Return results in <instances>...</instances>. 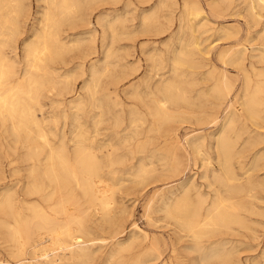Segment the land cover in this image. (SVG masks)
Instances as JSON below:
<instances>
[{
    "label": "rangeland",
    "instance_id": "rangeland-1",
    "mask_svg": "<svg viewBox=\"0 0 264 264\" xmlns=\"http://www.w3.org/2000/svg\"><path fill=\"white\" fill-rule=\"evenodd\" d=\"M90 1L92 0H81V17L74 25L70 26L71 28L63 26V37H67L65 41L75 40L76 37L82 40L83 44L81 43L78 48H72L73 50L70 47L68 49L70 52L67 51L65 55L63 54L61 59L56 58L49 63L50 67L56 70L54 80L58 86L55 91L42 94V111L37 110L36 116L41 121L42 128L54 147H59L64 143L69 154H72L73 143L76 141L74 137L82 134L86 139L85 143L96 148L98 153L95 152V154L101 166L100 173L112 186L111 217L108 220H105L106 217H101V214L89 205L87 199L83 198L74 184H70V190L65 191L73 192L78 203L75 206L77 209L75 213L84 217L86 235L82 237V245L86 256H83V259H78L79 262L78 260L70 261L65 257L60 261H52L51 258L50 263H45L40 253H33L31 248L25 249L21 257L14 253L15 244L8 240L2 226L3 223L9 221V218L6 212L0 208V264H127L128 262V264H181V262L182 264H201L202 253L194 248L185 231L182 232L181 228L177 225L174 226L175 221L165 214V206L180 197L186 190L194 201H196L197 195H201L205 199L206 205L214 201L216 197H227L224 195L223 188L214 181V176L224 175L215 143L224 120L233 113L238 116V121L230 129L231 131L225 129L224 132L235 145L233 146V160L230 164L236 178L235 183L242 188V193L238 194L239 197L238 195L231 197L238 203L240 202L239 204L243 207L242 211L237 212L242 223L229 224L225 228L223 227L224 229L221 227L201 241L207 250L215 248V252L221 256L209 259L206 264H264V216H262L264 215V189H262L264 188V115L259 120L257 118L252 122V118L247 113L245 114L240 106L245 87L243 78H248L250 91H253L260 83H264V75L261 73L264 72V62H262L264 59L261 57L264 56L262 55L264 54V36L262 35L264 34L258 35L264 33L262 32L264 31V8H262L264 4L261 1L256 2V0H114L115 2L93 0V4ZM259 5L261 9H257ZM45 6L43 0L24 1V15L20 18V33L10 43V47L5 48V52L12 59L17 57V61H20L21 64L23 62V46L32 39L37 31ZM193 6L200 9L198 15H192L191 8ZM163 16L164 18H162ZM144 17L148 18L146 24L141 23ZM157 19L158 21H156ZM97 22H100L101 26L96 25ZM110 25L113 26L110 28ZM111 29L113 33L109 31ZM189 30L191 31L189 32ZM84 34L87 36L86 38L83 36ZM228 36L230 37L228 38ZM90 43L95 45L92 46ZM178 45L181 50L183 48L187 52L189 51L187 61L190 67L182 65L177 71H174L173 60L179 51L181 52ZM196 45L204 51L202 52ZM227 50H238L242 53L241 70L243 72H240V68L236 65L232 67L233 64L231 66L227 60L221 62L218 57L219 53ZM148 57L150 58L148 59ZM225 64L226 66H224ZM228 65L229 67H227ZM90 66L96 67L97 75L100 76L97 88H93L95 83H93L89 71ZM151 66L152 69H150ZM103 70H108L109 73L107 71L103 74ZM223 75L234 87L228 95L221 98L218 97L215 90L211 91V88H215L221 83ZM185 77L188 79L186 80ZM215 79L219 81L217 82ZM170 80L182 83L189 91L191 102L194 101V104L192 106H186L183 103L177 106L168 105L172 111L173 119L166 124L163 123L160 128L155 125L153 118L148 115V111L153 106L152 93L155 92L156 84L161 87L162 84ZM88 87L93 88L95 92L93 98H91ZM212 92L214 94H211ZM78 102H81V107L74 108ZM99 107L101 111L98 110ZM131 107H134L133 110ZM136 118L139 121L132 123V120ZM92 123H94V129ZM0 125V128L2 127L0 129V201L9 193L12 194L15 208L22 219L30 217L29 208L38 204L51 218L57 222H64L66 216L57 215L52 209L60 199L59 196L54 197L51 201H45L46 196L52 191L48 181L41 180L45 187L42 198L27 193L26 188L31 182L29 170L32 163L26 159L27 142H25V137L28 132L33 137L36 133L35 129L23 131L16 137L10 131L9 123ZM24 132L26 133L24 134ZM161 138L163 139L161 140ZM37 140V138L33 139L35 145L43 147V143ZM191 142L193 144L200 142L198 144L199 148L201 147L199 155L191 147ZM45 153L48 154L46 148L39 156L42 164L41 169L44 168L43 160L47 157ZM176 159L179 161L176 162ZM256 163L257 165H255ZM177 165H181V167ZM200 166L202 167L200 168ZM152 170L155 173H152ZM142 173L144 175L141 176ZM171 174L173 175L171 176ZM192 176L193 178L190 179ZM68 209L74 211L73 207ZM153 246L157 249L154 250Z\"/></svg>",
    "mask_w": 264,
    "mask_h": 264
},
{
    "label": "bare ground",
    "instance_id": "bare-ground-1",
    "mask_svg": "<svg viewBox=\"0 0 264 264\" xmlns=\"http://www.w3.org/2000/svg\"><path fill=\"white\" fill-rule=\"evenodd\" d=\"M24 1L25 0H0V124L3 125L5 123H9L10 124V131H12L13 135H15L16 137H18L21 132L23 133V131H28L31 128L35 129L36 133H35V135L33 137H31V133L30 132H28L26 134V137H25V140H26L25 142H27V147H26V149H27V158L26 159H27L28 162L32 163L31 166H30V170H29V176L31 178V182L28 184V187L26 188L27 191H28L27 193H28V195H35V196L38 195L40 198H42V194L45 191V187H44V185H43L41 180L48 181V184L51 186L52 191H51V193L48 196H46L45 201H51L54 197L59 196L60 199L57 201L56 204H54L52 209L57 215L66 216V220L64 222H62V223L61 222H57L55 219L51 218L50 215L47 212H45L38 204L32 205L31 207L29 206L30 207L29 209H30V212H31V216L28 217V218L22 219L20 214L17 212V210L15 208V201L13 199L12 194L8 193L0 201V208H2L6 212L8 218H9V221L3 223L2 226H3V228H4L5 232H6V236H7L8 240L10 242H12L13 244H15L14 253L17 256L21 257V255L24 254V250L25 249L31 248L33 253H35V252H39L40 253V256L42 257V259H44L45 263H50L51 262L50 261L51 258L53 259L52 261H60L61 258H65V257L70 259V261L71 260H78V259H81L83 256H86V251H85V249L83 248V245H82L83 244L82 237L86 235V232H85V229H84V217H83V215L75 213L77 211L75 206L78 203H77V201L75 199V196H74L73 192L69 191L70 190L69 186H70V184L73 183L74 186L76 187V189H78L81 192L83 198L87 199L89 205L97 213H100L101 217H106L107 218V219L105 218V220H108L111 217V210H112V205H113V198H112V195H111L112 194V186L107 183L105 177L102 175V173H100L101 166H100V163H99V161L97 159L98 157L95 154L96 148H94L92 145H87L85 143L86 139L84 138V135L79 134L76 137H74L76 139V141H74V143H73L74 144V148H73L72 154H69V152L67 151L66 145L64 143H62L59 147H54L51 144V142L49 141L47 133L43 130L42 125H41V121L36 116V111L37 110L42 111V105H41L42 94L44 92L50 93L52 91H55L57 89V86H58V84L54 80V74H55L56 70L51 68L49 63L53 62L56 58H60L61 59L63 57V54L65 55V53H67V51H68V49L70 47H71L70 49L73 50L72 48H74V49L78 48V47H80V45L82 43V40L77 39L76 37H75V40H73V39L69 40L68 39V41H65V39H67V37L66 38H65V36L63 37V34H64L63 26H69L68 28H71L70 26L74 25L75 22L80 19V17H81L80 14H81V10H82V8H81L82 7V2H81V0H43L44 3L46 4V6L44 8V12L41 15V21H40V23L38 25V29L35 32V34L33 35L32 39L27 41L24 44V46H23V62L21 64L20 61H17V59H16L17 57L12 59L5 52V48L10 47V43L20 33V25H21L20 24V18L24 15ZM92 1H90V2H92ZM112 1H114V0H112ZM260 1L262 2V4H264V0H258V1L256 0V2H260ZM92 4H93V2H92ZM255 4L257 5V3H255ZM258 4H260V3H258ZM260 5H259V8H257V9H261L262 5H261V7H260ZM174 6H176V5H174ZM196 6H197V4H196ZM161 7H162V5L160 6V8ZM257 7H258V5H257ZM262 8H264V7H262ZM184 9H186V8L184 7ZM191 9L193 10L192 11L193 12L192 15H198L199 12H200V9L194 8V6ZM164 10H165V8H164ZM157 12H158V9H157ZM83 13H84V11H83ZM143 14H145V12H143ZM125 16H126V14H125ZM254 16H255V14H254ZM118 17H120V16H118ZM155 17H156V15H155ZM162 18H164V16ZM105 19H106V17H105ZM116 20H117V18H116ZM147 20H148V18L144 17L143 20H141L142 22L141 21L140 22L143 23V24H146ZM156 21H158V19ZM97 23H96V25L101 26L99 24L100 22L98 24ZM256 24H257V22H256ZM106 25H108V24H106ZM202 25H203V20H202ZM111 26H113V25H110V28H111ZM198 26L200 27V25H198ZM205 30H208V29H205ZM109 31H111V33H113L112 29L109 30ZM190 31L191 30H189V32ZM162 32L164 33L163 30H162ZM262 32H264V31H262ZM88 34H91V33L89 32ZM132 34H133V32H132ZM193 34H194V36L196 38L195 33H193ZM260 34H264V33H259L258 35H260ZM111 35H113V34H111ZM83 36H85V34ZM225 36L227 37V34ZM230 36H232V35L230 34ZM230 36H228V38ZM234 36H233V38H234ZM262 36H264V35H262ZM86 37L87 36H85V38ZM88 37L90 38V36H88ZM175 38H177V37H175ZM112 39H113V37H112ZM254 41H256V40H254ZM109 44H111V43H109ZM91 45L94 46L95 44L94 45L91 44ZM180 45H181V43H180ZM185 46H186V44H185ZM191 46L193 47V45H191ZM196 46L199 48L198 45H196ZM178 47L181 50V47L179 45H178ZM188 47H189V45H188ZM199 49H201V48H199ZM124 51H126V50L124 49ZM203 51L204 50H202V52ZM210 51H211V49H210ZM68 52H70V51H68ZM188 52L185 49L182 48L181 52L179 51V54L177 56H175V58L173 60L174 71H177V69L179 67H181L182 65H184V66L185 65H189V62L187 61V58L189 57ZM205 52H207V51H205ZM257 53H259V52H257ZM203 54H205V53H203ZM175 55H176V50H175ZM262 55H264V54H262ZM154 57H155V55H154ZM218 57L221 60V62H226V60H227V62L230 63L231 66L233 64L232 67H234L236 65L237 67L240 68V72H243V70H241V67H242V53L240 51H238V50L222 51L221 53H219ZM261 57H262V59H264V56H261ZM125 58H127V57H125ZM149 58L150 57H148V59ZM157 59H158V57H157ZM150 62H151V60H150ZM159 62L161 63V61H159ZM262 62H264V60H262ZM157 63H158V61H157ZM75 64H78V63H75ZM127 65H128V63H127ZM156 65H158V64H156ZM191 65H192V63H191ZM198 66L204 69V67H202L201 65H198ZM224 66H226V64ZM187 67L189 68L190 65L187 66ZM195 67H197V66H195ZM195 67H193V68L195 69ZM227 67H229V65ZM237 67H236V69H237ZM95 68L96 67L92 66L91 69L89 70L90 74L92 76V81H93V83H95V85H94L95 87L93 86V88H97L96 86L98 84V78H100V76L98 77L97 71H96ZM152 68L153 67L151 66L150 69H152ZM205 68H207V67H205ZM212 68H214V67H212ZM212 70H214V69H212ZM107 71L108 70H103L102 73L105 74ZM217 72H218V70H217ZM108 73H109V71H108ZM261 73H262V75H264V72H261ZM241 74H243V73H241ZM100 75H101V73H100ZM262 75H261V78H262ZM107 76H108V74H107ZM189 77H191V76L189 75ZM108 78H110V77H108ZM202 78H204V77H202ZM205 78H206V76H205ZM215 78H217V77H215ZM187 79L188 78H186V80ZM243 79H245V81H244L245 82L244 83L245 87H244L243 99H242V102H241L240 106H241L242 110L245 112V114L247 113V115L250 118H252V122H253L257 118L259 120V118H261L262 115H264V83L261 84L259 82L260 85L256 86L253 89V91H250V83H249L248 78L245 77ZM167 80H169V79H167ZM216 81L218 82L219 80L217 79ZM220 82L221 83L218 86H215V88L212 87L211 91L215 90L216 93L219 95L218 97L222 98L223 96L228 95L231 92V90H232V88L234 86L232 87L233 84L229 83L224 75H223L222 81H220ZM192 85H190V86H192ZM206 85H207V83H206ZM66 86L68 87V85H66ZM128 86H130V85H128ZM186 86H188V85H186ZM84 87H85V85H84ZM93 88L90 89L88 87V91H89V93H91V98H93L95 96V94H94L95 92H94ZM211 94H214V92H212ZM152 95H153V98H154L153 102H152L153 106L148 111V115H150L153 118L154 123H155V125H157V127H160L163 123L166 124L168 121L173 119L172 111L168 108V105L177 106L178 104L183 103L186 106L187 105H191L192 106L194 104L193 103L194 101L191 102L189 91H187L185 89V87H184V85L182 83H177L175 80L167 81L164 84H162L161 87L157 86V84H156L155 92H153ZM158 96H160V97H158ZM212 96H214V95H212ZM58 97H60V96H58ZM127 99H129V98H127ZM112 100H114V99L112 98ZM95 106H97V105H95ZM199 106H201V105H199ZM79 107H81V102H78L75 105L74 108L78 109ZM116 107H118V106H116ZM131 108L133 110L134 107H131ZM119 109H121V108H119ZM229 109H231V108H229ZM98 110H100V107H99ZM174 111H176V110H174ZM239 111L241 112V110H239ZM104 113L106 115V112H104ZM127 114H128V112H127ZM181 114H182V112H181ZM108 115H109V113H108ZM187 116H190V115H187ZM248 116H247V118H249ZM96 118H97V116H96ZM177 119H179V118H177ZM197 120H199V119H197ZM197 120H195V121L197 122ZM136 121H139L138 118L133 119L132 123H135ZM237 121H238V116L235 113L230 114L228 117H226V119L223 122V125H222V128H221L219 136L218 137L216 136L217 138H216V143H215L216 144L215 149L217 151L218 158H221V163H222V168H223V171H224V175L223 176H220V175L219 176H214V181H215V183L217 182L223 188L224 193H225L224 195H227V197H221V196L216 197L214 201H212L210 204L206 205V201H205V199H203V197L201 195H197V199H196V201H194L191 198V196L189 195L188 190H186V191L184 190L185 192L182 195H180V197H177L173 202H171V203H169V204H167L165 206V214L167 215V217H170V218H172L175 221L176 224H174V226L177 225V227L181 228L182 232L185 231L188 234L189 238L191 239V241H192V243L194 245V248H196L197 251L202 253L201 264H206L209 259L211 260L212 258L215 259V258L221 257L218 252H215V248L211 249V250H207L202 245V241L201 240L204 237H207L213 231L220 229L221 227L225 228L229 224L240 223L242 221L240 216L237 214V212L239 210L242 211L241 209L243 207L239 204L240 202L238 203L237 201H235L231 197V196H236V195L242 193V188L235 183L236 182V178H235V175H234V173H233V171L231 169V164H230L231 160H233L232 159L233 158V151H234L233 150V146H235V145H233L232 142L226 137L225 132H224L225 129H229L230 130L234 125H236L235 123ZM76 122H77V120H76ZM178 122H179V120H178ZM185 122H186V119H185ZM107 123H110V122H107ZM179 123H181V122H179ZM92 124H93V129H94V123H92ZM252 125H254V123H252ZM114 128H113V130H114ZM235 129H236V127H235ZM243 130H244V128H243ZM1 133H3V132H1ZM25 133L26 132H24V134ZM188 134H190V133H188ZM34 138H37L38 140H40L43 143L44 146L43 147L36 146L35 143L33 142ZM74 138H73V140H75ZM159 138H160V136H159ZM236 138H237V136H236ZM162 139L163 138H161V140ZM239 140H240V138H239ZM198 144H193L191 142L192 146L191 145L190 146L193 147L196 150V152L198 153V155H199L201 147L199 148ZM235 144H236V142H235ZM165 145H167V144H165ZM174 146H176V145H174ZM247 147H248V145H247ZM44 148L48 149V154L45 153V154H47L46 155L47 157L46 158L44 157L45 158V160H43L44 161V163H43L44 164L43 165L44 168L41 169V165L42 164H41V161L39 159V156H40V154H41V152L43 151ZM241 148L243 149L242 146H241ZM13 149H14V147H13ZM194 149H191V150H194ZM182 152H183V150H182ZM96 153H98V152H96ZM163 153H164V151H163ZM167 154H169V153H167ZM173 154H174V152H173ZM186 155H187V153H186ZM25 156H26V154H25ZM254 158H257V157H254ZM174 161H175V159H174ZM178 161H179V159L176 162H178ZM190 161H189V163H190ZM200 162H202V161H200ZM112 164H113V162H112ZM10 165H12V164L10 163ZM255 165H257V163ZM150 166H152V165H150ZM177 166L181 167V165H177ZM201 167L202 166H200V168ZM175 168H176V166H175ZM180 169H183V168H180ZM198 169H199V166H198ZM252 170H253V168H252ZM148 171H147V173H148ZM173 171H174V168H173ZM178 171H180V170H178ZM39 172H40V174H39ZM141 172H142V170H141ZM151 172L153 173L154 171L152 170ZM142 175H144V174L142 173L141 176ZM172 175L173 174H171V176ZM211 175H214V174H211ZM165 176H167V175H165ZM145 177H146V175H145ZM192 178H193V176L190 179H192ZM119 182H121V181H119ZM190 182H191V180H190ZM149 183H150V181H149ZM121 185H123V184L121 183ZM139 185H141V184H139ZM246 186H247V184H246ZM116 187L119 188L118 186H116ZM116 187H115V191H116ZM208 187H210V186H208ZM210 188H209V190H210ZM260 188H261V186H260ZM67 189H69V190L65 191ZM262 189H264V188H262ZM252 190H254V189L252 188ZM62 193H65V194L61 195ZM113 195H114V192H113ZM157 195H158V193H157ZM238 197H239V195H238ZM69 207L70 208L73 207L74 211H69L70 210V209H68ZM163 216H164V214H163ZM258 216L260 217L261 215H258ZM262 216H264V215H262ZM112 220H114V219H112ZM95 224H97V223H95ZM232 232H234V231H232ZM233 235H234V233H233ZM147 242H149V241H147ZM192 243H190V244H192ZM154 246L156 247L157 245H154ZM155 247H154V250L157 249ZM215 247L217 248V245ZM156 252L157 251H155V253ZM10 257H12V256H10ZM124 258H126V257L124 256ZM136 258H137V256H136ZM65 261H66V259H65ZM78 262H79V260H78ZM136 262H138V261L136 260ZM212 263H214V262H212ZM181 264H182V262H181Z\"/></svg>",
    "mask_w": 264,
    "mask_h": 264
}]
</instances>
